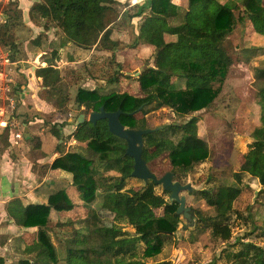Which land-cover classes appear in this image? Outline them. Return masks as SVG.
<instances>
[{
    "label": "trees",
    "instance_id": "16d2710c",
    "mask_svg": "<svg viewBox=\"0 0 264 264\" xmlns=\"http://www.w3.org/2000/svg\"><path fill=\"white\" fill-rule=\"evenodd\" d=\"M18 4L17 1L10 4L14 7L7 11L6 23L0 28V42L12 50V61L18 52L15 28L22 16ZM29 15L34 25L49 28L52 24L61 31L59 48L73 43L83 49L95 47L109 51L112 57L121 45L113 37L115 25L124 18L142 17L130 46L154 47L157 62L156 67L146 68L138 77L142 95L115 89L106 91L107 87L103 86L92 90L79 88L75 98L80 107H85L84 114L98 111L101 106L106 111L121 110V122L135 129L149 128L146 115L157 102L173 107L180 116L193 114L214 102L234 64L225 41L237 20L249 18L254 31L264 36V0H242L241 8L232 0H188L185 12L180 2L174 0H146L135 13L128 15L122 14L118 0H38ZM167 35L176 36V40H167ZM59 48L53 50L52 58L45 60L47 65L37 68L35 73L43 81L40 97L52 102L57 110L66 111L72 82L71 76L53 63L59 58ZM124 67L113 59L109 75H103L107 86L118 81ZM91 77L99 79L93 73ZM262 77L258 90L260 125L252 133L254 141L249 151L241 157L240 170L258 178L264 190V69ZM176 80H184L185 88L178 89ZM198 122L199 118L193 116L179 125L170 124L145 135L143 158L149 167L168 153L176 181L207 159L210 152L206 141L198 135ZM168 131L173 133L172 137L166 134ZM52 133L61 136L56 128ZM72 137L85 145L64 151V145L60 144L57 151L60 155L49 168L71 174V183L82 202L95 201L99 189L104 194L99 214L86 218L87 230L74 229L62 239L65 264H173L169 261L148 263L144 259L161 253L165 240L179 228L182 222L181 215L177 214L179 204L158 194L152 180L144 181L139 189L125 191L128 180L133 178L134 160L126 154V141L110 132L106 119L96 124L86 120L76 127ZM109 171L118 174L105 175ZM241 192L240 187L233 185L197 191L214 208L215 214L208 216L194 207L190 208L193 219L210 227L214 237L231 239L230 214ZM76 206L73 196L64 188L49 195L47 203H24L21 198L9 201V218L19 227L37 229L35 240L25 245V257L19 264L59 263L61 257L48 233V224L52 211H71ZM158 210L161 213L157 214ZM102 217H107L108 223ZM126 225L132 226L134 233L125 230ZM253 232L264 237V222ZM239 243L240 250L228 253L232 256L229 264H264V246L246 239ZM142 245H145L143 249ZM4 263L0 257V264Z\"/></svg>",
    "mask_w": 264,
    "mask_h": 264
},
{
    "label": "rangeland",
    "instance_id": "374dc122",
    "mask_svg": "<svg viewBox=\"0 0 264 264\" xmlns=\"http://www.w3.org/2000/svg\"><path fill=\"white\" fill-rule=\"evenodd\" d=\"M13 1L17 0L1 4L0 11L7 15V11L14 7L10 5ZM18 1L17 8L21 10L22 16L15 28L18 45L15 61H7L13 54L12 50L0 42V85L3 86L0 88V103L10 109L8 116L17 120L16 129L24 135L22 139L14 138L12 142L3 135L0 148H6L9 159L17 164L19 173L22 174V177L16 175L15 182L19 191L17 196L22 197L24 203H47L49 195L63 188L73 196L77 206L71 211L54 214L48 224V233L61 257L58 264H65V243L62 239L72 234L74 229L87 230L86 218L91 214H99L104 194L99 189L95 201L82 202L78 200L77 189L71 183V174L49 168L60 155L57 152L60 144L64 145V151L85 145L72 137L76 123L85 108L75 101L78 89L92 90L104 86L107 87L106 91L115 89L135 96L142 95L138 77L146 68L156 67L155 48L130 46L138 33L142 17H134L131 20L124 18L125 20L115 25L113 37L119 39L121 45L113 57L109 51L95 47L83 49L73 43L59 48L61 31L58 28L52 24L49 28L37 26L30 20L28 9H31L37 0H26L29 4L23 0ZM118 1L121 3L122 14L128 15L135 13L146 0ZM232 1L241 8L242 0ZM180 4L185 12L188 0H181ZM235 14L238 18L239 10L235 11ZM166 38L176 40L173 35H167ZM37 40L39 45L36 44ZM225 46L234 58V64L229 70L221 93L211 105L193 114L180 116L173 107L157 102L146 116L149 128H165L170 124L179 125L193 116L199 118L198 135L206 141L209 156L177 180L183 184L190 183L194 188L193 193H181L186 196L187 206L196 207L208 216H213L215 210L196 194L197 191L216 190L220 185H233L242 189L234 203L235 210L230 214L232 237L229 240L214 237L211 228L198 224L197 218L190 223L181 215L182 222L177 231L165 240L161 253L144 259L148 263L169 261L173 264H229L232 256L228 253L240 250L241 239L264 246V237H258L259 232H253L256 227H262L264 222V190L258 178L240 170L241 157L249 151L254 141L252 133L260 125L258 90L263 81L264 36L254 31L250 19L246 17L237 20L234 30L225 41ZM58 48L59 58L57 56L53 63L64 74L71 76L72 82L68 89L71 98L66 111L57 110L52 102L40 97L43 81L35 73L37 68L47 65L45 60L52 58L53 50ZM112 58L123 63L125 67L118 81L107 86L106 76L103 75H109ZM95 66L100 71H96ZM92 73L99 79L92 78ZM176 85L178 89H183L186 82L176 80ZM89 114L90 112L86 113V118ZM26 128H29L30 139L25 136ZM54 128L60 131L61 136L52 133ZM166 134L173 136L171 131ZM150 168L158 177L171 171L173 166L169 154L161 155L150 164ZM117 174L115 171L105 172V175ZM4 180L0 188L1 196L11 193L8 192L9 187ZM143 185V180L133 177L128 180L125 191L139 189ZM156 192L170 199V194H165L162 185H156ZM29 193H32V198H28ZM159 213L161 210L157 211V214ZM102 218L108 223L107 217ZM3 224H9V218L3 217ZM62 226L63 229L54 231ZM12 229L14 234L0 235V243L8 242L9 245L6 253L8 262L5 264H19V260L25 257L23 232L17 225ZM124 229L131 233L135 231L129 225ZM256 231H259L258 228ZM144 246L142 245V249Z\"/></svg>",
    "mask_w": 264,
    "mask_h": 264
},
{
    "label": "water",
    "instance_id": "95a60500",
    "mask_svg": "<svg viewBox=\"0 0 264 264\" xmlns=\"http://www.w3.org/2000/svg\"><path fill=\"white\" fill-rule=\"evenodd\" d=\"M121 115V110L106 111L105 107L101 106L98 111L91 112L88 118H86V114L81 113L78 122L76 123V127L86 120L96 124L98 120L106 119L110 132L119 138L124 139L127 143L126 154L134 160L132 177L141 179L145 182L152 180L156 185H162L165 191L170 192V201L179 204L177 214L183 215L187 221L192 223L193 217L190 212L191 209L187 206L186 196L181 194L184 191L193 193L194 188L192 185L190 183L182 184L180 181H175L174 173L172 171H168L162 177H158L143 158L144 136L153 131L160 130L163 127L138 129L127 128L121 122ZM28 131L29 129L26 128V137H29Z\"/></svg>",
    "mask_w": 264,
    "mask_h": 264
},
{
    "label": "crops",
    "instance_id": "0c3cea01",
    "mask_svg": "<svg viewBox=\"0 0 264 264\" xmlns=\"http://www.w3.org/2000/svg\"><path fill=\"white\" fill-rule=\"evenodd\" d=\"M25 1L26 0H23V2H25ZM174 1L180 2L181 0H174ZM26 3L29 4V1L28 2L26 1ZM29 9L27 12L28 15H29ZM27 76H29V75H27ZM6 135H7L9 141H11V142L14 141V137L9 136V134L5 133V136ZM25 136H26V134H25ZM5 149L6 148H0V188L2 186V180L5 179L4 182H6L5 184L8 185V187H9V189H7V190H8V192L11 191V193H10V195L8 194L6 196L0 195V235L9 236V234H14V229H12V228L14 225L16 226V224L14 223L13 219L9 218V215L7 213V205L9 203V201H11L14 198H21L22 199V197L17 196L19 194V191H18V185L15 182L16 181V175L19 174V176L22 177V174L19 173L17 164H15L14 162H12L9 159L8 153L6 152ZM32 177H34V175H32ZM27 196H28V198H32V193L27 194ZM57 213L58 212H56V211H52L51 217ZM3 217L9 218V224H3ZM19 228H21V231L23 232L22 233L23 237L22 236L21 237L23 238L25 245L27 243L35 240V238H36L35 233L37 230L36 228H24V227H19ZM25 236H27V237H25ZM1 243H0V257H2L5 260V263H7L8 258L6 257V253H7L9 245L7 244L8 242H6L4 244H1ZM9 261L12 262V260H9Z\"/></svg>",
    "mask_w": 264,
    "mask_h": 264
},
{
    "label": "built area",
    "instance_id": "2783aa9c",
    "mask_svg": "<svg viewBox=\"0 0 264 264\" xmlns=\"http://www.w3.org/2000/svg\"><path fill=\"white\" fill-rule=\"evenodd\" d=\"M9 0H0V5L4 3H8ZM11 1V0H10ZM7 15L4 14L2 11H0V28L1 26L6 23ZM9 59V60H8ZM7 61H12L10 58H8ZM1 76V74H0ZM0 88H3V86L0 85ZM1 97V96H0ZM11 102L13 103V100L11 99ZM9 110L5 104L2 105L0 103V140L1 137L7 132L9 136H12L16 139H22L23 138V132L18 131L17 128V120L15 118L8 116Z\"/></svg>",
    "mask_w": 264,
    "mask_h": 264
},
{
    "label": "bare ground",
    "instance_id": "6f19581e",
    "mask_svg": "<svg viewBox=\"0 0 264 264\" xmlns=\"http://www.w3.org/2000/svg\"><path fill=\"white\" fill-rule=\"evenodd\" d=\"M135 1V0H134Z\"/></svg>",
    "mask_w": 264,
    "mask_h": 264
}]
</instances>
